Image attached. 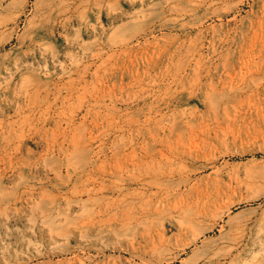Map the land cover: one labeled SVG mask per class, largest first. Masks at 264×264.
I'll return each instance as SVG.
<instances>
[{
	"label": "rangeland",
	"instance_id": "rangeland-1",
	"mask_svg": "<svg viewBox=\"0 0 264 264\" xmlns=\"http://www.w3.org/2000/svg\"><path fill=\"white\" fill-rule=\"evenodd\" d=\"M0 264H264V0H0Z\"/></svg>",
	"mask_w": 264,
	"mask_h": 264
},
{
	"label": "bare ground",
	"instance_id": "bare-ground-1",
	"mask_svg": "<svg viewBox=\"0 0 264 264\" xmlns=\"http://www.w3.org/2000/svg\"><path fill=\"white\" fill-rule=\"evenodd\" d=\"M214 1H215V0H214ZM217 1H218V0H217ZM211 3H212V1H211ZM193 202H194V201H193ZM201 203H202V202H201ZM209 203H210V202H209ZM212 203H213V202H212ZM202 204H203V203H202ZM192 209H193V208H192ZM198 210H199V209H198ZM198 210H197V211H198ZM194 213H195V212H194ZM198 214H199V213H198ZM189 217H191V216H189ZM192 217H193V216H192ZM194 217H195V216H194ZM196 217H197V216H196ZM196 217H195V218H196ZM185 218H186V217H185ZM195 218H193L192 220L194 221ZM197 219H198V218H197ZM197 219H196V220H197ZM185 220H186V219H185ZM187 220H188V219H187ZM187 220H186V221H187ZM179 230H180V229H179ZM166 241H167V240H166Z\"/></svg>",
	"mask_w": 264,
	"mask_h": 264
}]
</instances>
